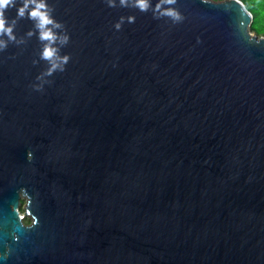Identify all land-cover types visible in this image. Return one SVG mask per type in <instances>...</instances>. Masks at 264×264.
<instances>
[{
  "label": "water",
  "instance_id": "water-1",
  "mask_svg": "<svg viewBox=\"0 0 264 264\" xmlns=\"http://www.w3.org/2000/svg\"><path fill=\"white\" fill-rule=\"evenodd\" d=\"M45 3L63 71L15 7L0 35V264H264V36L242 1Z\"/></svg>",
  "mask_w": 264,
  "mask_h": 264
},
{
  "label": "clouds",
  "instance_id": "clouds-1",
  "mask_svg": "<svg viewBox=\"0 0 264 264\" xmlns=\"http://www.w3.org/2000/svg\"><path fill=\"white\" fill-rule=\"evenodd\" d=\"M175 2L176 0H160V3H157L155 7V11H159L161 9V4L172 5ZM236 2L240 3V0H236ZM108 4L110 7L114 6L113 0H108ZM120 4L121 6H127L128 0H120ZM133 6L137 7L142 12L147 11L149 7V0H134ZM10 7L16 8V17L18 18H24L27 14V18L35 22V28L39 32V39L41 41L47 42L44 44L42 49L41 59L48 61L51 66L45 75H51L56 70L63 71V66L68 63L69 57L58 56V49L52 45L57 41H59L61 45L67 44L69 37L67 35L58 36L57 33L53 31V29L61 28L62 25L57 23L51 17L45 0H21L19 7L16 6V0H0V35L7 36L9 40H15V36L13 35V27L16 23V20L13 19L12 22L9 23L5 17V12ZM161 14L167 15L175 21L182 19L180 14L172 8L165 9ZM121 20H123V18H121ZM128 20L130 23L134 22V17H129ZM115 27L119 29L120 24L117 23ZM32 34V32L28 33L29 36ZM4 47H6L5 41L0 40V48ZM28 158L31 159V153L28 154ZM19 197L18 203H20L21 200L25 201V215H29L28 206L31 204V197L27 191L23 189L20 190ZM16 211L19 215L18 209H16ZM38 223V218L32 217V226H35ZM8 255L9 251L6 250L3 256H0V259L6 260Z\"/></svg>",
  "mask_w": 264,
  "mask_h": 264
},
{
  "label": "trees",
  "instance_id": "trees-1",
  "mask_svg": "<svg viewBox=\"0 0 264 264\" xmlns=\"http://www.w3.org/2000/svg\"><path fill=\"white\" fill-rule=\"evenodd\" d=\"M221 1V0H214ZM252 15V21L249 30L254 35L264 36V0H240ZM22 202V201H21ZM20 205L19 210L21 211ZM24 222L28 223L29 219L24 217Z\"/></svg>",
  "mask_w": 264,
  "mask_h": 264
},
{
  "label": "rangeland",
  "instance_id": "rangeland-1",
  "mask_svg": "<svg viewBox=\"0 0 264 264\" xmlns=\"http://www.w3.org/2000/svg\"><path fill=\"white\" fill-rule=\"evenodd\" d=\"M25 201L24 200H22V206H21V214H23L24 213V210H25ZM30 219V218H29Z\"/></svg>",
  "mask_w": 264,
  "mask_h": 264
},
{
  "label": "flooded vegetation",
  "instance_id": "flooded-vegetation-1",
  "mask_svg": "<svg viewBox=\"0 0 264 264\" xmlns=\"http://www.w3.org/2000/svg\"><path fill=\"white\" fill-rule=\"evenodd\" d=\"M25 218H28V217H27V216H25ZM28 219H29V218H28ZM23 221H24V220H23ZM30 221H31V220L29 219V222H30ZM29 222H28V223H29ZM24 223H25V222H24ZM28 223H25V224H28Z\"/></svg>",
  "mask_w": 264,
  "mask_h": 264
}]
</instances>
